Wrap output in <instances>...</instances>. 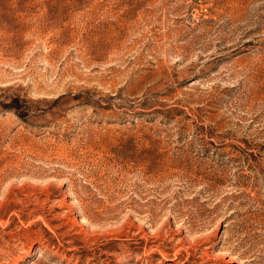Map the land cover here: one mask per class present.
Wrapping results in <instances>:
<instances>
[{
  "label": "rangeland",
  "instance_id": "obj_1",
  "mask_svg": "<svg viewBox=\"0 0 264 264\" xmlns=\"http://www.w3.org/2000/svg\"><path fill=\"white\" fill-rule=\"evenodd\" d=\"M0 249L264 264V0H0Z\"/></svg>",
  "mask_w": 264,
  "mask_h": 264
},
{
  "label": "bare ground",
  "instance_id": "obj_2",
  "mask_svg": "<svg viewBox=\"0 0 264 264\" xmlns=\"http://www.w3.org/2000/svg\"><path fill=\"white\" fill-rule=\"evenodd\" d=\"M0 251H1V249H0ZM3 252H4V250H3ZM5 254V253H4Z\"/></svg>",
  "mask_w": 264,
  "mask_h": 264
}]
</instances>
